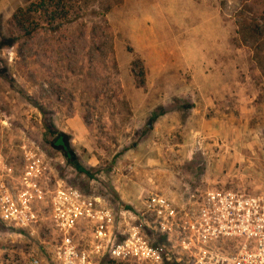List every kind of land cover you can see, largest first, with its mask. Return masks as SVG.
<instances>
[{"label": "rangeland", "instance_id": "rangeland-1", "mask_svg": "<svg viewBox=\"0 0 264 264\" xmlns=\"http://www.w3.org/2000/svg\"><path fill=\"white\" fill-rule=\"evenodd\" d=\"M32 1L0 0V264L66 236L188 264L196 186L264 197V0H60L25 37Z\"/></svg>", "mask_w": 264, "mask_h": 264}, {"label": "built area", "instance_id": "built-area-1", "mask_svg": "<svg viewBox=\"0 0 264 264\" xmlns=\"http://www.w3.org/2000/svg\"><path fill=\"white\" fill-rule=\"evenodd\" d=\"M191 202L193 209L187 214L190 217L188 227L179 228L182 248L191 253L188 264H264V197L214 191L204 200L192 196ZM221 236L236 237L244 243L238 253L223 254L214 244L215 237ZM133 251L129 243L113 246L108 253L111 264H127ZM97 255L100 249L91 250L66 236L51 250L33 251L12 264H102ZM177 261L184 264L181 258ZM146 262L162 264L163 258L144 243L138 263Z\"/></svg>", "mask_w": 264, "mask_h": 264}, {"label": "trees", "instance_id": "trees-1", "mask_svg": "<svg viewBox=\"0 0 264 264\" xmlns=\"http://www.w3.org/2000/svg\"><path fill=\"white\" fill-rule=\"evenodd\" d=\"M61 4L62 2H60V0L32 1L27 8H21L17 11L13 17V24L20 30L23 36L31 37L37 30L36 27H38V25L35 23L39 13L48 19L50 25H55L56 23H58V25L62 23H71L80 18L73 9L61 8ZM67 157H70L69 154H67ZM77 169L81 173L91 176L90 172L84 168L77 167Z\"/></svg>", "mask_w": 264, "mask_h": 264}, {"label": "flooded vegetation", "instance_id": "flooded-vegetation-1", "mask_svg": "<svg viewBox=\"0 0 264 264\" xmlns=\"http://www.w3.org/2000/svg\"><path fill=\"white\" fill-rule=\"evenodd\" d=\"M201 183H206L205 181L204 182H201ZM199 187V186H198ZM197 186H196V188H195V192L193 193V195L192 196H194V197H197V198H199L200 200H204L205 199V197L208 195V193H213L214 191H216V192H218V193H220V192H226L227 191V189H225V188H214V189H206V190H203L202 188H201V186H200V188H198ZM191 196V197H192Z\"/></svg>", "mask_w": 264, "mask_h": 264}]
</instances>
